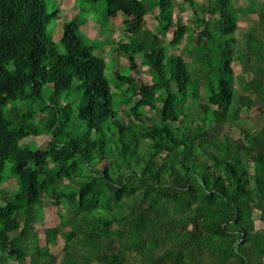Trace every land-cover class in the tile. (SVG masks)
<instances>
[{
  "label": "trees",
  "instance_id": "1",
  "mask_svg": "<svg viewBox=\"0 0 264 264\" xmlns=\"http://www.w3.org/2000/svg\"><path fill=\"white\" fill-rule=\"evenodd\" d=\"M104 1L105 20L128 12V40L115 51L131 70L140 54L151 73L147 84L117 73L120 100L109 61L74 20L63 24L60 53L49 31L56 9L0 0V183L6 164L17 183L0 204V264H264V41L250 31L240 47L235 35L255 0H181L194 33L176 0ZM256 13L264 29V5ZM184 39L191 64L179 53ZM236 83L262 126L233 138L224 124ZM73 91L75 107L62 98ZM40 135L44 148L21 143ZM45 205L58 222L41 244ZM59 238L60 256L51 249Z\"/></svg>",
  "mask_w": 264,
  "mask_h": 264
},
{
  "label": "rangeland",
  "instance_id": "2",
  "mask_svg": "<svg viewBox=\"0 0 264 264\" xmlns=\"http://www.w3.org/2000/svg\"><path fill=\"white\" fill-rule=\"evenodd\" d=\"M46 9L50 12L57 10V17L49 25V31L52 35L53 40L57 44V49L60 53L64 52L63 45L60 43V39L63 33V24L74 20L77 24V29L75 30L76 34L82 38L85 44L92 47L94 54H104L107 58L108 68L106 69V77L108 79L109 85L113 91V95H118L116 93L115 85L117 81L116 74L124 76H131L137 78L144 83H150L151 73L146 65H144L141 60V55L137 53L136 58L137 66L135 69L131 70L129 68L128 55L124 53L116 52L115 47L118 40L121 38L123 41H127V37H124V28L123 20L128 17L127 11L119 10L116 17L109 20H105L106 13V3L104 0H97L93 2L92 0H41ZM237 5L244 6L247 4V0H234ZM149 3V0H146ZM181 0H176L177 10L182 17L183 21L188 23L192 30L191 32H196L200 29L199 25L196 24L194 17L191 14L190 9L186 8L185 10H180L178 4ZM208 0H197V4L200 6L206 5ZM253 7L258 10L264 5L263 0H255L252 4ZM152 11L145 16L144 27L146 29H153L156 25L155 15L156 8L152 7ZM176 10V12H177ZM242 13L237 16V29L235 35L238 38V43L240 47L244 46V41L246 34L250 31L256 32V34L264 41V29L259 26L257 22V13ZM254 28V30H253ZM173 28H170L169 33L171 34ZM126 35V34H125ZM196 36L194 37V41ZM190 47L187 43V39L181 42V53L185 60L190 63L191 55H189L186 49ZM175 53H178L176 50ZM135 56V55H134ZM191 64V63H190ZM238 62L235 61L233 65L236 69H239ZM114 71V72H113ZM236 76L241 75V71H236ZM50 89V88H49ZM44 90H48V86H45ZM248 92L243 91L242 88L236 83V97L233 107L230 109L229 115L225 121V127L231 131L233 138H238L240 136L241 130L248 129L250 131H256V129L262 126V121L259 116V112L255 105H252L250 108H247L246 99L243 98L247 96ZM66 101H71L72 107L79 102V97L76 91H73L67 95V97L62 96ZM251 98H253L251 96ZM116 100H120V96H116ZM202 100V99H201ZM203 101V100H202ZM63 103V102H62ZM20 109H25L24 104L19 105ZM126 105L122 107H116V109H124ZM142 112L145 115L151 116L153 113L148 108H143ZM123 118L125 124L129 123V118L126 116V113H123ZM42 116V114H40ZM37 116L35 120H39ZM41 118V117H40ZM147 125V123H142L139 128H137V133H139L142 126ZM21 143H28L33 148H44L48 145V137L45 135H40L38 137H28L22 140ZM3 177L5 181L0 183V204L4 203L5 199L10 198L15 191L17 190V183L12 171L10 169V164H6L3 170ZM58 222V217L56 210L49 205L44 206V218L39 223L36 231L39 235L40 243H44V227H49L56 225ZM256 227L258 226L255 222ZM61 240L59 238L58 244L53 246L51 249L55 252L60 250ZM60 256V253H56Z\"/></svg>",
  "mask_w": 264,
  "mask_h": 264
},
{
  "label": "crops",
  "instance_id": "3",
  "mask_svg": "<svg viewBox=\"0 0 264 264\" xmlns=\"http://www.w3.org/2000/svg\"><path fill=\"white\" fill-rule=\"evenodd\" d=\"M119 12V11H118ZM118 14V13H117ZM117 16V15H116Z\"/></svg>",
  "mask_w": 264,
  "mask_h": 264
}]
</instances>
